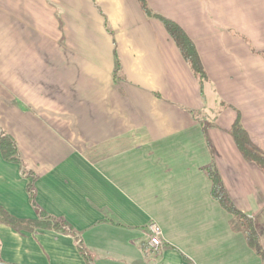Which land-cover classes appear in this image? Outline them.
Segmentation results:
<instances>
[{"label":"crops","instance_id":"0c3cea01","mask_svg":"<svg viewBox=\"0 0 264 264\" xmlns=\"http://www.w3.org/2000/svg\"><path fill=\"white\" fill-rule=\"evenodd\" d=\"M0 0L1 264H264L211 195L214 169L264 254V0ZM107 16L111 31L105 29ZM31 181V193L28 185ZM61 223V226H52ZM157 224L161 248H150Z\"/></svg>","mask_w":264,"mask_h":264},{"label":"trees","instance_id":"16d2710c","mask_svg":"<svg viewBox=\"0 0 264 264\" xmlns=\"http://www.w3.org/2000/svg\"><path fill=\"white\" fill-rule=\"evenodd\" d=\"M143 13L148 17H156L163 24L166 32L170 36V38L174 41L176 46L178 47L182 57L188 63L190 68L194 71V73L198 76L200 81H202L204 76V71L201 65V62L198 58V55L195 51V48L191 41L187 38L185 33L173 22L161 18L159 16H155L146 4V0H137ZM231 136L234 139V142L244 158L254 164H256L259 168L264 170V155L250 142L248 139L244 129L240 126L238 122H235L231 128ZM0 153L4 161L17 164V152L15 144L11 141V139L7 136H0ZM207 174L211 181V195L217 203L230 214L236 222H241L244 227L245 239L248 247L257 255H259L262 259H264V254L258 242V238L254 228L246 222L244 216L236 210L231 200L227 196L221 180L217 174V172L212 168H207ZM31 181L28 185V191L31 193ZM0 223H3L16 231H24V230H33L37 227H49L48 222L40 223L36 221H23L13 216L9 215L6 211H4L0 207ZM61 223L52 226V228H57ZM1 264V263H0Z\"/></svg>","mask_w":264,"mask_h":264},{"label":"built area","instance_id":"2783aa9c","mask_svg":"<svg viewBox=\"0 0 264 264\" xmlns=\"http://www.w3.org/2000/svg\"><path fill=\"white\" fill-rule=\"evenodd\" d=\"M149 229V246L152 250L156 251L161 248L162 242H161V236L162 232L160 228L155 223H151L148 226Z\"/></svg>","mask_w":264,"mask_h":264},{"label":"rangeland","instance_id":"374dc122","mask_svg":"<svg viewBox=\"0 0 264 264\" xmlns=\"http://www.w3.org/2000/svg\"><path fill=\"white\" fill-rule=\"evenodd\" d=\"M90 2H92L94 5H96L97 7H99V11L101 13H104V11L106 10L105 7L102 6L101 4V0H90ZM102 21L105 25V29L108 30V31H111V28H110V21L107 19V16H104L102 17Z\"/></svg>","mask_w":264,"mask_h":264}]
</instances>
